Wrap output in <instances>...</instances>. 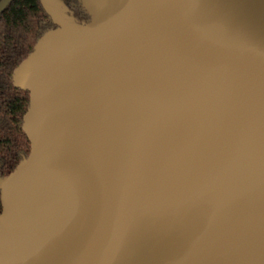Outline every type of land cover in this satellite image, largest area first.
<instances>
[{
    "label": "water",
    "instance_id": "obj_1",
    "mask_svg": "<svg viewBox=\"0 0 264 264\" xmlns=\"http://www.w3.org/2000/svg\"><path fill=\"white\" fill-rule=\"evenodd\" d=\"M79 2L12 74L0 264H264V0Z\"/></svg>",
    "mask_w": 264,
    "mask_h": 264
},
{
    "label": "trees",
    "instance_id": "obj_2",
    "mask_svg": "<svg viewBox=\"0 0 264 264\" xmlns=\"http://www.w3.org/2000/svg\"><path fill=\"white\" fill-rule=\"evenodd\" d=\"M62 1L77 22H88L79 0ZM54 28L39 0H13L0 15L1 177L13 172L30 150L29 141L22 131V119L29 105V96L13 87V71L32 52L39 38Z\"/></svg>",
    "mask_w": 264,
    "mask_h": 264
}]
</instances>
